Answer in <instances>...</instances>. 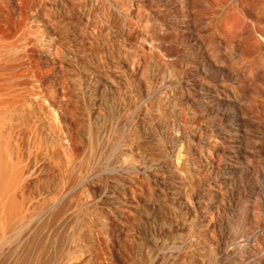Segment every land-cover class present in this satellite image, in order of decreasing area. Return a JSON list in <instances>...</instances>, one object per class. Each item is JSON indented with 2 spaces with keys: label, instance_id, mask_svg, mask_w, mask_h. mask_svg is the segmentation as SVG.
<instances>
[{
  "label": "rangeland",
  "instance_id": "1",
  "mask_svg": "<svg viewBox=\"0 0 264 264\" xmlns=\"http://www.w3.org/2000/svg\"><path fill=\"white\" fill-rule=\"evenodd\" d=\"M164 4L0 0V264L264 259V205L240 195L262 176L232 177L218 127L184 122Z\"/></svg>",
  "mask_w": 264,
  "mask_h": 264
},
{
  "label": "bare ground",
  "instance_id": "2",
  "mask_svg": "<svg viewBox=\"0 0 264 264\" xmlns=\"http://www.w3.org/2000/svg\"><path fill=\"white\" fill-rule=\"evenodd\" d=\"M164 5L168 16L165 54L169 62L174 61L182 69L176 78L175 92L184 122H210L217 126L223 140L231 143L236 153V162L228 167L232 177L251 172L262 176L264 183V166L255 163L264 153V0H165ZM2 69L0 58V91ZM172 84L168 74L167 88ZM2 94L0 197L5 175ZM188 97L197 106L194 112H188ZM259 185L257 180L251 190L244 186L240 195L256 196L264 205ZM255 221L264 226V214ZM253 250L249 246L245 252L252 256ZM256 264H264V259Z\"/></svg>",
  "mask_w": 264,
  "mask_h": 264
}]
</instances>
